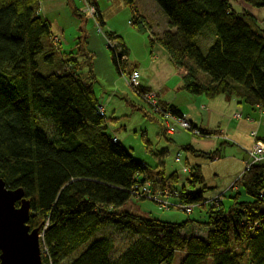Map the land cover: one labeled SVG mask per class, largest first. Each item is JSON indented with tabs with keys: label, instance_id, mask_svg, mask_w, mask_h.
Returning <instances> with one entry per match:
<instances>
[{
	"label": "trees",
	"instance_id": "trees-1",
	"mask_svg": "<svg viewBox=\"0 0 264 264\" xmlns=\"http://www.w3.org/2000/svg\"><path fill=\"white\" fill-rule=\"evenodd\" d=\"M42 1L0 0V179L30 202L28 225L43 235L42 254L48 250L43 264H172L178 252L180 264H264V164L244 171L229 211L211 204L204 190L177 189V172L173 184L157 183L109 132L82 64L61 51L40 15ZM122 1L133 8L138 0ZM152 1L166 21L152 42L169 53L186 93L236 98L264 111V29L251 13L230 0ZM244 1L264 8V0ZM134 24H141L137 16ZM208 28L214 43L204 53L197 41ZM161 106L183 118L175 106ZM219 156L218 150L209 157ZM147 180L170 189L179 203L208 204V221L176 224L129 210L132 192ZM187 182L203 185L200 170ZM188 228L207 234L184 236ZM114 233L130 240L116 258Z\"/></svg>",
	"mask_w": 264,
	"mask_h": 264
},
{
	"label": "rangeland",
	"instance_id": "rangeland-1",
	"mask_svg": "<svg viewBox=\"0 0 264 264\" xmlns=\"http://www.w3.org/2000/svg\"><path fill=\"white\" fill-rule=\"evenodd\" d=\"M88 1L93 2L91 0ZM97 1L100 4L101 10H105L110 6H113L115 3L114 0ZM142 1L144 4L139 5L141 2V0H139L133 8L127 6L123 8L115 17H113L114 19L111 18L105 22V25L101 27L102 30H99L98 23L94 19L78 13V11H84L87 8L86 0H74L77 10H74V6L67 5L58 11H52L48 16L42 14V17L45 20H48L51 24L50 27L52 34L58 36V38L54 36L55 38L58 40L59 37L66 38V41L64 40L62 45L61 43H57L61 45L59 47L64 53L76 54V59L81 61L83 58H87L83 52L85 47L91 51L95 49L97 53V56L95 57V59H97V65L94 64L92 69L91 60L82 62L84 63L83 66H86L85 70L87 69V73L89 75H91V71L96 73L93 75L96 81L92 83L96 96L101 102L104 101V104L106 105L110 101L109 112L107 113V118L109 119V132L114 137L116 136L120 139L135 159L144 162V164L146 163L148 172L151 176L155 175L158 170H162V168L165 170V173H172L176 171L179 175V182L176 184L177 189H182L185 186L189 192H193V190L197 191L198 188H202L204 185H198L193 188L190 184H188L187 179L190 178V173H184L183 171L185 167H189L187 166L188 154L180 148L178 150L173 143V136L167 135L165 131V119L161 114H157L150 104L141 96L136 94L135 90L128 85L127 71L123 74V79L120 77L118 72H115L116 67L113 69L109 68L110 59L106 55L105 51L111 57H113L114 54L111 48L107 47V32H112V29L121 31V34H119L121 35L120 38L123 39L126 46L130 49V61L128 62L129 68L138 67L137 64H135L136 62H139L142 66L146 65V62L149 58H151V40L158 37V33L156 31L160 30L155 29V27H162V33L166 30L162 13L157 7L156 9L152 5L153 1ZM230 1L234 9L238 12L248 11L251 13L264 29V8L254 7L247 4L244 0ZM67 2L70 1L67 0ZM137 6H139V8ZM88 7H90V5ZM137 8L138 10L141 8L143 11H147V17L150 23L141 21L139 26L134 24L135 17L137 16L135 14V9ZM132 13H134V15ZM131 19L133 21L130 24L129 21ZM213 30L214 29L212 28L206 29L203 36L198 38L197 44L204 53H208L210 47H212V44L214 43ZM118 40L114 39L116 43L120 41ZM154 45L156 48L164 49L157 41L154 42ZM157 57H159V55ZM175 70V77L168 82L167 87L172 92L170 97H177L178 101H182L183 96L189 95H187V93L182 89V77L178 74L177 68ZM110 83L112 87L109 89ZM178 89H180L179 93L176 92ZM114 110H116V112H114ZM236 117L240 118L241 116L236 115ZM170 123L175 124L172 120H170ZM175 127L182 132H187L190 137H195L192 132L182 129L177 125H175ZM220 141L222 142V140ZM221 147L223 146L221 145ZM227 149L229 150V148ZM250 152L249 160L251 159ZM178 154H180L181 162L177 163L176 158L178 157ZM229 162V160L225 159L217 160L215 162L210 160L203 161L204 174L208 183H211V187L217 186L220 188L222 182L229 179L231 176L230 171H228L231 168ZM248 163L246 169L249 167ZM236 186L237 183L233 184L231 189L236 188ZM225 193H227L225 198L223 196H218V198L222 201V203L224 200L222 207L225 211H229L230 207L233 205V199L231 197L234 196L236 192L229 191ZM205 195L206 197L211 196L209 191H207ZM245 199L246 196L242 194L240 201H244ZM211 200L212 199H209V201ZM171 203L173 205H177L179 203L177 197H172ZM127 208L137 214H142L161 221L176 224H182L188 219L206 223L208 221L209 212L208 204L204 207L194 205L193 212L191 214H187L183 210L177 209L176 207L161 209L157 203L151 200L138 199L136 197L131 198L127 204ZM183 234L184 236H205L207 234V230L205 228H188L183 231ZM112 238L116 242L115 250L113 252V258H116L127 248L130 244V240L120 233H114ZM183 257V253H176L172 264H180Z\"/></svg>",
	"mask_w": 264,
	"mask_h": 264
},
{
	"label": "crops",
	"instance_id": "crops-1",
	"mask_svg": "<svg viewBox=\"0 0 264 264\" xmlns=\"http://www.w3.org/2000/svg\"><path fill=\"white\" fill-rule=\"evenodd\" d=\"M86 1L87 8L84 11H78V13H81L82 15L84 14V16H89L102 27L105 25V22L107 20L115 17L123 8L126 7L122 0H114L115 3L113 6H110L105 10H101L98 1L91 0L94 4H96L95 7L98 10V17L94 18L91 16L88 10V6L93 3L88 0ZM137 2L134 4V6H136ZM68 3L69 2H67V0H44L41 2L40 15L42 16L43 14L45 16H48L52 11H58L62 7L67 6ZM141 4H144L142 0L139 5ZM152 5L156 8L154 3ZM74 7H76V5H74ZM137 7L139 8V6ZM138 8L135 9V14L139 18V20L150 23L147 17V11H143V9L141 8L138 10ZM132 14L134 15V13ZM45 21L49 23L48 20ZM132 21L133 20L131 19L129 23L131 24ZM163 21L166 28L165 19ZM49 25L51 26L50 23ZM155 29H160L156 31L158 33L157 35L162 33V27L159 28L157 26L155 27ZM107 33L114 34L117 38H119L124 47L125 56L127 57V60L122 64H119L117 62L115 63L114 58L105 51L106 55L110 59L109 68L113 69L116 67L115 72H118L121 78H123V71H127L128 74L133 70L138 71L141 76V85L144 89L157 92L160 95L159 98L161 103H165L168 106H175L181 112L183 118H186L191 123L194 129L199 130L201 133L204 132V134L206 135L203 137L195 136L192 138L187 132H182L177 129V127H175L173 134L166 132L167 135L173 136V143L175 144V147H177L178 150L180 148L188 154L187 166L189 167L185 168H188L189 173L193 172V169L200 170V173L204 179V186H202V188H198V190H204V197L208 200H213L215 197L223 195V197L225 198L227 194L225 192L239 191L238 184L234 189H231V187L233 184H236L238 182L239 178L246 170V166L249 161V152L255 144V141L264 138V111L257 106H251L239 99L227 98L225 96H221L214 100H209L202 96H193L187 93V95L189 96H183L182 101H178L177 97H170L172 92L167 87L168 82L175 77L176 67L172 62L169 53L163 46L162 47L164 49L156 48L154 45L155 41L152 42V44L150 45V49L152 50L150 52L151 58H149V60L146 62V65L142 66L139 62H136L135 64H137L138 67L128 68V62L130 61V49L128 46H126L123 39L120 38L121 35L119 34H121V31L112 29V32ZM53 36H55V34ZM55 37L58 38V36ZM64 40L66 41V38L59 37L61 45L63 44ZM83 52L87 56V58H83L81 61L78 60L82 64L80 73L84 76V78L88 79L91 83H94L96 79L93 77V75H95L96 73L94 71H91V75H89L87 73V69L85 70L86 66H83L84 63L82 61L91 60V66L93 69V65H97V59H95L97 53L95 49L91 51L86 47L84 48ZM158 55L159 57H157ZM111 87L112 86L110 83L109 89ZM179 91L180 89H178L176 92L179 93ZM109 103L110 101L106 105L104 104V101H100V105L104 109L106 116L109 112ZM114 112H116V110H114ZM236 115H240L241 117L237 118ZM115 138L117 141L122 143L118 137L115 136ZM220 140H222V142ZM221 145L223 147H221ZM187 146H189L191 150L185 149ZM227 148H229V150ZM218 150L220 151V156L211 159L209 156H212ZM177 158H179L178 162H181L180 154H178ZM221 159L230 161L229 164L231 165V168L228 171H230L231 176L229 177V179H226L224 182H222L220 188L217 186L211 187V183H208L204 174L203 161L210 160L212 162H215ZM175 172L165 173V170L162 168V170H158L157 173L152 176L157 183L168 185L169 183L173 184V181L169 179V177ZM197 191L193 190V192ZM207 191L210 192V197H206L205 194ZM245 200H247V198ZM221 204H224V200L223 203L221 202Z\"/></svg>",
	"mask_w": 264,
	"mask_h": 264
},
{
	"label": "water",
	"instance_id": "water-1",
	"mask_svg": "<svg viewBox=\"0 0 264 264\" xmlns=\"http://www.w3.org/2000/svg\"><path fill=\"white\" fill-rule=\"evenodd\" d=\"M30 215L23 190H10L0 179V264H43L40 230H31Z\"/></svg>",
	"mask_w": 264,
	"mask_h": 264
},
{
	"label": "built area",
	"instance_id": "built-area-1",
	"mask_svg": "<svg viewBox=\"0 0 264 264\" xmlns=\"http://www.w3.org/2000/svg\"><path fill=\"white\" fill-rule=\"evenodd\" d=\"M90 9V10H89ZM89 12L91 14L92 17L97 18L98 14L97 11L95 10V8H91V6L89 7ZM99 26V30L101 29L100 24H98ZM107 39V43L109 48H111L117 56V60L119 62H124L127 60V57L125 55L120 56V52L121 50L118 48V46L116 45V43L111 40V39ZM55 43H59V40L57 38L54 39ZM127 83L129 86H131L136 94H138L139 96H141L145 101H147L150 106L154 109V111L157 114H161L163 116V118L166 121V128L168 130V133L173 134L174 133V126L177 125L182 129L188 130L190 132H192L195 136L197 137H203L206 136L204 134H202L199 130L194 129L191 125V123L186 119V118H176L173 117L170 113H168L167 111H165L163 109V107L161 106L160 103V98H159V94L155 91H149V92H141L140 88H141V76L139 74L138 71L133 70L129 73L128 77H127ZM100 113L101 115L105 114L104 109L100 108ZM170 120H172L175 124H171ZM250 157L251 159L249 160L248 166H252L253 164H258V163H263L264 162V142H262L261 140H257L255 141V145L252 149V151L250 152ZM176 161H179V158L176 159ZM248 167V168H249ZM184 173H188V168L183 170ZM133 196L136 198H146L148 200H151L155 203H157L161 209H167V208H172V207H176L177 209L183 210L184 212H186L187 214H191L194 210V205H186L183 203H178L177 205H173L171 203V198L173 196H171L170 193H162V191H157V190H152L149 188L148 185H144L142 187H135V190L132 192ZM221 200L217 197L214 200H212L210 203L218 206L221 204ZM47 252V250L45 251Z\"/></svg>",
	"mask_w": 264,
	"mask_h": 264
},
{
	"label": "bare ground",
	"instance_id": "bare-ground-1",
	"mask_svg": "<svg viewBox=\"0 0 264 264\" xmlns=\"http://www.w3.org/2000/svg\"><path fill=\"white\" fill-rule=\"evenodd\" d=\"M90 6L93 7V8H95V7L93 6V4H90ZM95 10H96V9H95ZM101 27H102V26H101ZM106 38H107V35H106ZM111 40L114 41V39H112V38H111ZM114 42H115V41H114ZM115 43H116V42H115ZM116 45H117L118 48L121 50V52H120L119 55L122 56V55H123V52H124V51H123V48L120 46L119 43H116ZM113 54L115 55L114 57H116V59H117L116 53H115L114 51H113ZM117 63L122 64V62H119L118 60H117ZM123 73H125V71H123ZM128 75H129V74H128ZM128 75H127V76H128ZM162 117H163V116H162ZM144 185H148L149 188L152 189V190L162 191V193H170L171 196L174 195L170 189H168V188H164V187L160 186V185L157 184V183L155 184V183L152 182L151 180H147V181L145 182V184L141 185L140 187H142V186H144ZM133 197H134V196H133ZM139 199H146V198H139ZM42 238H43V235L40 233V244H41ZM45 251H46V250H45ZM47 251H48V250H47ZM41 252L44 253V251L42 250V246H41ZM45 254H47V252H46ZM45 254H42V263H43V256H44Z\"/></svg>",
	"mask_w": 264,
	"mask_h": 264
}]
</instances>
